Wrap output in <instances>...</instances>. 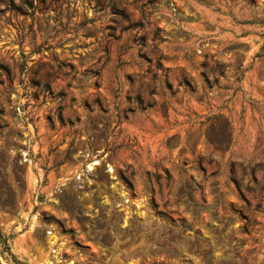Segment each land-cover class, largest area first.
<instances>
[{"label": "rangeland", "instance_id": "1", "mask_svg": "<svg viewBox=\"0 0 264 264\" xmlns=\"http://www.w3.org/2000/svg\"><path fill=\"white\" fill-rule=\"evenodd\" d=\"M0 264H264V0H0Z\"/></svg>", "mask_w": 264, "mask_h": 264}]
</instances>
